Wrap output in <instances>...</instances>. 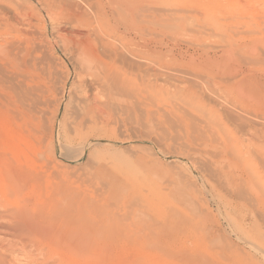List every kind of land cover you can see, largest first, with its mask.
Here are the masks:
<instances>
[{
	"label": "rangeland",
	"instance_id": "rangeland-1",
	"mask_svg": "<svg viewBox=\"0 0 264 264\" xmlns=\"http://www.w3.org/2000/svg\"><path fill=\"white\" fill-rule=\"evenodd\" d=\"M40 1L0 0V61L10 52L16 58L12 69L0 65V163L28 171L21 183L28 187L24 194L16 192L6 176L3 178L0 209L4 208L5 213L0 215V226L2 221H9L5 214L10 208L32 209L41 197H35L30 190L37 192L42 180H48L53 183L52 189L61 187L58 193L63 196L57 194L56 199L65 202L64 208L71 207L77 198L86 205L99 204V212L106 216L101 221L104 232L112 228V223L129 224L121 229L126 233L123 239L100 241L101 257L106 261L101 257L99 261L87 258L83 264H185L172 255L148 248L142 239L147 238L144 230L153 235L159 224L164 222L166 227L174 220L179 231H192L190 239L182 238L176 246L183 254L199 256L205 264H264V142L252 135L257 131L259 137V129L264 132V0H145L158 12L161 7L166 25L176 29L150 25L146 34L144 28L131 27L129 33L112 32L108 25H113L116 9L107 0H88L89 4L65 0L81 1L78 5L85 4L82 10L87 8L88 14L93 10L103 13L90 14V18H99L98 24L95 18L89 20L93 30L67 25L62 16H56L60 10H55L54 4L60 0H45L47 8ZM87 5L97 9L88 10ZM93 24L98 25L97 29ZM71 27L88 31L93 37L107 31L108 37H103L111 41L110 46L120 48L124 44L121 53L114 48L122 56L115 57L113 63L110 55L109 59L108 54H100L127 93L110 91L112 95H108L105 87L99 89L109 82L107 75L89 64L76 45L77 38L72 39L69 33ZM151 31L155 34L150 35ZM165 36L172 39L168 41ZM145 41H162L173 51L192 55H160L158 50H144L141 46ZM9 45L14 47L10 49ZM96 48L102 50L98 43ZM146 60L149 65L157 63L152 68L150 65L152 71ZM141 67L149 71L148 76L143 70L145 75L142 74ZM91 68L93 74L97 71L95 76ZM153 68L155 72L151 73ZM23 74L27 80L20 78ZM92 78L97 79L94 82ZM223 135L228 136L229 142L222 148L218 141ZM36 173L43 174L39 177ZM51 174L57 180H52ZM6 188L13 194L11 198ZM133 200H139L143 207L130 205ZM3 216L8 219L2 220ZM11 239L8 235L0 237V258H7V264H27L23 252L14 247L16 242ZM107 247L110 251H105ZM70 260V264L80 262L72 257Z\"/></svg>",
	"mask_w": 264,
	"mask_h": 264
},
{
	"label": "bare ground",
	"instance_id": "bare-ground-1",
	"mask_svg": "<svg viewBox=\"0 0 264 264\" xmlns=\"http://www.w3.org/2000/svg\"><path fill=\"white\" fill-rule=\"evenodd\" d=\"M40 1V0H39ZM53 1V0H52ZM78 1V0H77ZM84 2H87L88 0H83ZM108 1V5L111 6V7H114V9H116L114 11L115 13V18H114V21H113V25L112 26H109V29L111 27V31L112 32H122V33H125L126 31H130V27L131 28H134L135 29H138L140 28L139 30L143 29L144 28V33L146 34V31H147V27L148 26H155L157 28H164L165 30H171L169 28H173L166 25V21L167 19H165V11H163L160 7V12H158L156 10V8L151 5L148 1H145V0H107ZM164 1V0H163ZM166 1H169V0H166ZM41 2V1H40ZM47 1L43 0L42 3L47 7H49V4L46 3ZM56 2V1H55ZM58 2V1H57ZM93 2V1H92ZM106 2V1H105ZM79 4H81V1L80 2H76V1H63V0H60L58 3L54 4L56 6L55 10L58 9L60 10V14L58 12L59 15L56 14V16H62V21H65L67 25H71V24H78V25H81V26H90V22L89 21L90 19H92L93 17L90 18L91 15H94L97 14L100 16L103 15V13L99 12V11H96V10H93L96 6H93L94 8H92V5L90 7V5H87L89 8L88 10L91 9V11L93 10L94 12H90V14H88V10L86 13L85 10H82L83 7H80ZM88 3V2H87ZM91 3V2H89ZM88 3V4H89ZM95 3V2H94ZM98 3V2H96ZM95 3V4H96ZM101 2H99L100 4ZM53 4V3H52ZM93 4V3H92ZM105 4V3H104ZM94 5V4H93ZM158 5V4H157ZM100 6V5H99ZM160 6V5H159ZM169 6V5H168ZM54 7V6H53ZM86 7V6H85ZM102 7V5H101ZM173 7V6H172ZM100 8V7H99ZM163 8H166L163 6ZM97 9V8H95ZM167 9V8H166ZM48 10V9H47ZM171 10V9H170ZM110 11H112L110 9ZM169 11V10H168ZM172 11V10H171ZM173 11H176L173 10ZM52 12H53V8H52ZM170 12V11H169ZM178 13V11H176ZM188 12V11H187ZM56 13V11L54 12V14ZM109 13V11H108ZM173 13V12H172ZM171 13V14H172ZM185 13V12H184ZM53 14V15H54ZM169 14V13H168ZM176 14V13H175ZM167 15V14H166ZM55 16V15H54ZM107 16V15H106ZM175 16V15H174ZM53 17V16H52ZM97 17V16H96ZM105 17V16H104ZM169 17V16H168ZM167 17V18H168ZM173 17V16H172ZM171 17V18H172ZM55 19V17H53ZM95 18V17H94ZM93 18V20H94ZM112 18V17H111ZM147 18V19H146ZM170 18V20L168 19V21H171L172 19ZM176 18V17H175ZM178 18V17H177ZM176 18V19H177ZM52 19V18H51ZM58 20V18H56ZM55 19V20H56ZM100 19H103L102 17ZM175 19V21H177ZM92 20V21H93ZM105 20V18H104ZM95 21H97V24H98V21H99V18L97 17V19L95 18ZM101 21V20H100ZM174 19H173V22H175ZM30 22V21H29ZM56 22V21H54ZM94 22V21H93ZM103 22V21H102ZM108 22V21H107ZM171 22V24L173 23ZM61 23V22H60ZM96 23V22H95ZM28 24V22L26 23ZM63 24V23H62ZM104 26L105 24L102 23ZM107 24V23H106ZM170 24V25H171ZM25 25V24H24ZM31 25V24H30ZM94 25V24H93ZM92 25V26H93ZM96 25V24H95ZM96 29H97V26H95ZM173 25V24H172ZM29 26V25H28ZM79 26V28L81 27ZM176 26V25H175ZM67 28V26H65ZM69 27V26H68ZM101 28L103 26H100ZM168 27V29H166ZM72 30L69 32L71 35H72V39H73V36L75 37V39L77 38L78 42H76L77 46L79 47V50L84 54L83 56H87L85 58H88L87 60L89 61V64H91L96 70H98V72L100 73L103 72L104 75H107V78H108V83H104L99 89L102 88V90L104 89V92L105 90L109 92L108 95H110V91H117L119 92L118 94H122L124 95V93H127L128 91L124 89V86L123 85H120L119 83V79L116 78L115 76L111 75L112 73V70H111V65L109 63H106V62L103 60L104 57H107L109 58V55L112 57V63H113V59H115V57H121L122 55L120 54L122 52V47L124 46V44L121 43V46L122 47H114L113 46H110L108 43L111 44V41L108 42L107 39H105V37L107 38L108 36H105L107 34V31H105V35L102 34L103 36L99 35V34H96V36L94 35L93 37V32L91 33L92 36H90V32H83V31H78V30H75L74 27H71ZM82 28V27H81ZM85 28V27H83ZM82 28V29H83ZM91 29V27H89ZM101 28L98 27V29L100 30ZM88 29V28H86ZM104 29V28H102ZM101 29V30H102ZM107 29V28H105ZM146 29V30H145ZM84 30V29H83ZM93 30V28L91 29ZM90 30V31H91ZM95 30V29H94ZM150 30V28H149ZM176 30L175 28H173L172 31ZM192 31V30H190ZM5 32V31H4ZM10 32V31H9ZM102 32V31H101ZM133 32V31H132ZM131 32V33H132ZM152 32V31H151ZM194 32V31H193ZM27 33V32H26ZM33 33V32H32ZM31 33V34H32ZM65 33V32H64ZM104 33V32H103ZM111 33V32H110ZM109 33V35H110ZM149 33V32H148ZM158 33V32H157ZM170 33V31H169ZM172 33V32H171ZM174 33V32H173ZM172 33V34H173ZM178 33V31H177ZM3 34V33H2ZM30 34V33H28ZM27 34V35H28ZM34 34V33H33ZM32 34V35H33ZM67 34V33H66ZM65 34V35H66ZM113 34V33H112ZM119 34V33H118ZM136 34V33H135ZM134 34V35H135ZM150 35H154L153 32L152 33H149ZM166 34V32L164 33V35ZM205 34V33H204ZM1 35V34H0ZM6 35V33H5ZM9 35V34H8ZM68 35V34H67ZM120 35V34H119ZM139 35V34H138ZM159 35V34H158ZM162 35V34H161ZM175 35V33L173 34ZM114 36V35H113ZM133 36V34H132ZM142 37L143 34L141 35ZM170 36V34H169ZM218 36V35H217ZM32 37V36H31ZM36 37V36H35ZM34 37V38H35ZM67 37V36H66ZM71 37V36H70ZM90 37H93V40L90 38ZM123 37V36H121ZM157 37V36H155ZM154 37V38H155ZM166 37V36H165ZM164 37V39H165ZM68 38V37H67ZM124 38V37H123ZM150 38V37H149ZM167 38V37H166ZM170 37H168V41L172 39V37L169 39ZM30 39V38H29ZM71 39V38H69ZM71 39V40H72ZM95 39V40H94ZM108 39H112L111 37H109ZM125 39H127L125 37ZM151 39V38H150ZM158 37L155 39L157 40ZM76 40V41H77ZM128 40V39H127ZM130 40V39H129ZM135 40V39H134ZM133 40V41H134ZM149 40V39H147ZM75 41V40H74ZM124 41V40H123ZM132 41V40H131ZM142 41V40H140ZM18 42V41H17ZM115 42V41H114ZM136 42V41H135ZM146 42V41H145ZM171 42V41H170ZM173 42V40H172ZM14 43V42H13ZM13 43H10V44H13ZM98 43V45H100L101 47V51L99 49L96 48V44ZM174 43V42H173ZM185 43V42H184ZM75 44V43H74ZM19 45H21L19 43ZM26 45V48H29V46ZM75 45V46H76ZM112 45V44H111ZM171 45V44H170ZM192 45V44H191ZM223 45V44H222ZM6 46V45H5ZM10 46V45H9ZM8 46V47H9ZM16 46V45H15ZM36 46V45H35ZM173 46V45H172ZM203 46V45H202ZM1 47V46H0ZM14 47V45H13ZM12 47V48H13ZM34 47V46H33ZM99 47V46H98ZM129 47V46H128ZM133 47V45H132ZM144 50H150L151 52H154L155 53V50H158L159 54L160 55H165V53L167 54H170L171 56L173 57H187V56H191L192 54L188 53L187 51H181V50H176V51H173L172 48H168L167 46L163 45V42L162 41H159V42H155V43H151V42H146L144 43L143 46H141ZM174 47V46H173ZM231 47V46H230ZM6 48V47H5ZM11 46H10V49H12ZM62 48V47H61ZM64 48V47H63ZM76 48V47H75ZM114 48H119L120 50L117 51V49L115 50ZM127 48V47H125ZM130 48V47H129ZM135 48V47H134ZM139 48V47H138ZM136 48V51L137 49ZM205 48V47H204ZM4 49V47L2 48ZM18 49V48H17ZM65 50L67 48H64ZM142 49V50H143ZM185 49V48H184ZM5 50V49H4ZM7 50V49H6ZM5 50V52H6ZM33 50V49H32ZM77 50V49H76ZM78 50V51H79ZM98 50L100 52H98ZM125 52L127 50H131V49H124ZM135 50V49H134ZM134 50L133 53H134ZM139 50V49H138ZM175 50V49H174ZM259 50V49H258ZM14 51V50H13ZM19 51V50H17ZM75 51V50H74ZM73 51V52H74ZM120 51V53H119ZM131 51V52H132ZM141 51V50H140ZM119 56H117V53ZM124 52V53H125ZM165 52V53H164ZM104 55L103 59L101 57V54ZM130 53V51L127 53V56L128 54ZM132 53V55H133ZM136 53V52H135ZM139 53V51H138ZM2 54V53H1ZM126 54V53H125ZM131 54V53H130ZM146 54V53H145ZM18 55V53H17ZM121 55V56H120ZM140 55V54H139ZM142 56V55H141ZM146 56V55H145ZM150 56V55H149ZM155 56V55H154ZM158 56V55H157ZM156 56V57H157ZM32 57V56H31ZM110 57V58H111ZM144 56H142L143 58ZM227 57V56H226ZM18 58V56H17ZM34 58V57H33ZM109 58V59H110ZM135 58V57H134ZM148 58V57H147ZM162 58V57H161ZM164 58V57H163ZM224 58V57H223ZM106 59V58H105ZM108 59V60H109ZM118 60V58H116ZM124 60V58H122ZM150 59V58H149ZM16 60L15 58V54L13 52H10V53H7L6 56L3 57V59H1L0 61V65L1 66H9L11 69L13 68V66H11L13 64V62ZM86 60V61H87ZM120 60V59H119ZM153 60V59H152ZM216 60V59H215ZM85 61V62H86ZM110 61V62H111ZM116 61V60H115ZM126 61V60H125ZM141 61V60H140ZM149 61V60H148ZM29 62V61H27ZM85 62L83 65H85ZM117 62V61H116ZM119 62V61H118ZM153 62V61H151ZM17 63V62H16ZM26 63V61H25ZM35 63V62H34ZM83 63V62H82ZM87 63V62H86ZM144 63V62H143ZM146 63H150V62H147L146 60ZM160 63V62H158ZM27 64V63H26ZM133 64V63H132ZM142 64V63H141ZM145 64V63H144ZM154 64V63H153ZM153 64L151 63V68L154 67ZM157 64V63H155ZM154 64V65H155ZM18 65V63H17ZM113 65V64H112ZM125 65V64H124ZM123 65V66H124ZM149 65V64H148ZM150 65H149V68H150ZM0 66V67H1ZM7 66V67H8ZM81 65H79L80 67ZM87 67V65H85ZM84 66V67H85ZM130 66V65H129ZM134 67V64L131 65ZM137 66V64H136ZM238 66V65H237ZM35 67V66H34ZM83 67V69H84ZM127 67V66H126ZM147 67V66H146ZM5 69V67H2ZM21 68V67H20ZM129 68V67H128ZM138 68V67H137ZM142 69L140 71L143 70V67H141ZM151 68L149 70H151ZM10 69V70H11ZM92 69V68H91ZM115 69V68H114ZM130 69V68H129ZM136 69V68H135ZM147 69V68H146ZM153 72L151 73H154L155 72V68H153ZM164 69V68H163ZM35 69H33L34 71ZM87 70V69H85ZM121 70V69H120ZM123 70V69H122ZM134 70V69H133ZM171 70V69H170ZM5 70H3L4 72ZM6 71H8L6 69ZM12 71V70H11ZM20 71V70H19ZM31 71V70H29ZM83 71V70H82ZM89 71V70H88ZM91 71V74H93V69L90 70ZM95 71V70H94ZM126 71V70H125ZM132 71V69H131ZM130 71V72H131ZM137 73V69L135 70ZM139 71V74L141 75V72ZM144 72H146V70H143ZM142 71V72H143ZM157 71V70H156ZM80 72V71H79ZM86 72V71H85ZM128 72V71H127ZM129 75H133L134 73H131ZM135 72V73H136ZM142 73L143 75H145V73ZM149 72V71H148ZM148 72H146L147 76H148ZM159 72V71H158ZM158 72L155 73V75H158ZM6 73V72H5ZM8 73V72H7ZM29 73V72H28ZM97 73V71H96ZM94 73L93 75L95 76ZM124 73V71H123ZM172 73V72H171ZM181 73V72H180ZM236 73V72H235ZM12 74V72L10 73ZM83 74V77H84V72L81 73ZM86 74V73H85ZM102 74V73H101ZM117 74V72H116ZM160 74V73H159ZM177 74V73H176ZM21 76V74H18ZM78 75V74H77ZM87 75V74H86ZM115 75V74H114ZM136 75V74H135ZM134 75V76H135ZM153 75V74H152ZM154 75V76H155ZM173 75V74H172ZM3 76V75H2ZM24 74L22 75V79H26L27 80V76L25 78H23ZM133 76V77H134ZM153 76V78H154ZM160 76V75H159ZM177 76V75H176ZM34 77V75L32 76ZM79 77V75H78ZM81 77V75H80ZM79 77V78H80ZM88 77V76H86ZM118 77L120 78V76L118 75ZM144 77V76H142ZM146 77V76H145ZM149 77H152L149 75ZM156 77V76H155ZM184 77V76H183ZM30 78V76H29ZM91 78V77H90ZM82 79V78H80ZM93 79V78H92ZM97 78L93 79L94 82ZM149 79V78H148ZM151 79V78H150ZM149 79V80H150ZM158 79V77L156 78ZM194 79V78H193ZM29 80V79H28ZM33 80V78H32ZM36 80V79H34ZM78 80V79H77ZM92 80V81H93ZM170 80V79H169ZM189 80V79H188ZM80 80H78L79 82ZM105 81H107V79H105ZM174 81V80H173ZM195 81V80H194ZM30 82V81H29ZM93 82V83H94ZM149 82V81H148ZM147 82V83H148ZM151 82V81H150ZM149 82V83H150ZM152 82H155L153 81L152 79ZM164 82V81H163ZM176 82V81H174ZM179 82V81H178ZM198 82V81H197ZM18 83H20V81H18ZM33 83V82H32ZM97 83V81H96ZM123 83V82H122ZM121 83V84H122ZM164 83H168L167 81H165ZM187 83V82H186ZM26 84V83H25ZM79 84V83H78ZM169 84V83H168ZM263 86H264V82L262 83ZM20 85V84H19ZM18 87H24L22 84V86L20 85ZM96 85V84H95ZM27 86V85H26ZM25 86V87H26ZM30 86V85H29ZM32 86V85H31ZM36 86V84H35ZM79 86H81L79 84ZM98 86V85H97ZM167 86V85H166ZM249 86V85H248ZM251 86V85H250ZM255 86V85H254ZM1 87V86H0ZM33 87V86H32ZM31 87V88H32ZM126 87V86H125ZM162 87V86H161ZM171 87V86H170ZM174 87V85H173ZM2 88V87H1ZM0 88V90H1ZM4 88V87H3ZM163 88V87H162ZM167 88V87H166ZM253 88V87H252ZM22 89V88H21ZM25 89V88H24ZM37 89V88H36ZM35 89V91H37ZM161 89V88H160ZM257 89V88H256ZM264 89V88H263ZM20 90V88H19ZM26 90H30L29 88H27ZM33 90V89H32ZM31 90V92H33ZM190 90V88L188 89ZM4 91V90H3ZM21 91V90H20ZM127 91V92H125ZM198 91V90H197ZM19 92V91H18ZM25 92V90L23 91ZM30 91L25 92L26 94H30L29 93ZM113 92V93H114ZM257 92V91H256ZM24 93V95H25ZM102 93V91H101ZM106 93V92H105ZM206 93V92H205ZM255 93V92H254ZM33 95H36L34 93H31ZM116 94V93H115ZM145 94V93H144ZM257 94V93H256ZM255 94V95H256ZM20 95V94H19ZM32 95V96H33ZM106 97V94H104ZM112 95V94H111ZM122 95V97H123ZM126 95V94H125ZM254 95V96H255ZM27 96V95H26ZM31 96V97H32ZM88 96V95H87ZM138 96V95H137ZM22 97H23V94H22ZM30 95L28 96V99H29ZM35 96H33L34 98ZM111 97V96H109ZM114 97V96H113ZM116 97V95H115ZM121 97V98H122ZM139 97V96H138ZM213 97V96H212ZM24 98V97H23ZM107 98V97H106ZM27 100V98H25ZM95 101V97L93 98ZM109 99V98H108ZM141 99V98H140ZM29 100H32L31 98ZM171 101V100H170ZM258 101V100H257ZM174 102V101H173ZM113 103V102H112ZM111 103V104H112ZM118 104V103H117ZM115 105V104H114ZM120 106V104H119ZM124 106V105H123ZM122 106V107H123ZM175 106V105H174ZM173 107V106H172ZM219 107V106H218ZM114 108V107H113ZM128 108V107H127ZM174 108V107H173ZM175 109V108H174ZM90 110V109H89ZM114 110V109H113ZM177 110V108L175 109ZM88 111V110H87ZM224 112V111H223ZM225 115V114H224ZM96 116V115H95ZM175 117V116H174ZM236 118L237 115L235 116ZM99 118V117H98ZM235 118V119H236ZM97 119V117L95 118ZM243 119V118H242ZM238 121V120H236ZM243 121V120H242ZM241 121V122H242ZM245 121V120H244ZM243 121V122H244ZM247 121H250V120H247ZM240 122V121H239ZM237 122V123H239ZM201 123V122H200ZM252 123V122H251ZM206 124V123H205ZM222 124V123H221ZM243 124V123H242ZM246 124V123H245ZM248 124V123H247ZM216 126V124H214ZM220 125V124H218ZM250 125V124H249ZM196 126V125H195ZM207 126V124L205 125ZM209 126V125H208ZM221 126V125H220ZM245 127V126H244ZM250 127V126H249ZM96 128V127H95ZM208 128V127H207ZM244 129V128H243ZM256 129V128H255ZM246 130V129H245ZM258 130V129H256ZM260 132H259V137L256 135V133H251L253 135V137H256L255 139H262V142H264V132H262V129H259ZM247 132V131H246ZM250 132V131H249ZM249 132H247L248 134H250ZM250 134V135H251ZM247 135V134H245ZM248 136V135H247ZM228 136H225L223 135L218 143L220 144V147L223 148V146L225 145L226 142H229L228 141ZM231 138V137H230ZM232 144H235L234 141L232 138ZM240 141V140H239ZM249 152V151H248ZM250 153V152H249ZM38 158V157H37ZM39 159V158H38ZM40 160V159H39ZM38 161V160H37ZM48 164V163H47ZM46 164V165H47ZM45 167V166H44ZM45 169V168H44ZM0 172H1V175H0V184L2 183L3 181V178L6 176L7 178V182H9V185L15 190L16 189V192H19L21 191L22 193L23 192H26L27 188L28 187H25L23 186L21 183L23 180L26 179V177L28 176L26 172L28 171H23V170H19L18 168H16L15 166L11 165L10 163H5V162H1L0 163ZM47 172V171H46ZM4 173V175H3ZM30 173V172H29ZM37 174V173H36ZM43 174V173H41ZM41 174H37V176L40 177ZM50 175V174H49ZM35 176V175H33ZM52 176V174H51ZM55 177V175H53ZM52 176V180L55 181V179H53L54 177ZM58 177V174L57 176ZM31 178L32 177V173H31ZM30 178V179H31ZM35 178H37L35 176ZM44 178V177H43ZM86 178V177H85ZM84 178V179H85ZM39 179V178H38ZM47 179H51V177L47 178ZM60 180V178H58ZM91 179V178H90ZM51 180V181H52ZM57 180V179H56ZM86 180V179H85ZM85 180H82V181H85ZM92 180V179H91ZM90 180V181H91ZM36 181V180H35ZM40 181H41V178H40ZM67 184V181L64 180ZM81 181V180H80ZM34 182V181H33ZM39 182V181H38ZM61 182V181H60ZM88 181L84 182L87 183ZM51 184V183H50ZM48 180H42L41 184L39 185V187L37 186V192L35 190H32L29 186V189L30 192L29 193H35L34 196H39L41 198H38L40 201H37L33 204V207L32 209H26V208H18L17 206L13 207V208H10L6 213L8 214H5V216L9 215V221L7 220L8 217H2V220L5 218V220L8 221L7 223V227H5V223L7 221H2V225L3 226H0V234H2L1 236L4 237L5 235H8L10 238H12L11 240H15V244L14 247L18 248L19 251L21 250V252H23L24 256L26 257V259L28 260L27 264H70V259L71 257L76 259V260H79V264H83V260H86L87 258H90L91 260H94V261H99V258L101 257V250H100V241H102L103 238H105V240H109V239H120V238H124L126 234L124 230H121L123 228H127L129 227L127 223H124V224H121L120 222H117L116 224L115 223H112V228L113 227H116L118 226V228L116 230H111L112 228H110V230L108 232H104L103 230H101V227H102V223L101 221L104 220V218L106 217L105 215L103 216L100 212H99V208L97 207V205L99 204H88L86 205L87 203L82 200V201H78V196L76 197L77 198V201H75L74 203H71L73 204L71 207H65L63 206V203L61 201H59L58 199H56V195L57 194H60L58 193V190L59 189H52V184L50 185ZM94 184V183H93ZM92 184V185H93ZM126 184V183H125ZM32 185V184H31ZM37 185V184H36ZM89 185V184H88ZM28 186V185H27ZM35 186V184H34ZM67 186V185H66ZM86 186V185H85ZM5 187V186H4ZM69 187V186H67ZM90 187L91 189L93 188L90 184ZM89 187V188H90ZM95 187V186H94ZM19 188V189H18ZM34 188V187H33ZM4 189V188H3ZM73 189V188H72ZM6 190L8 191V189L6 188ZM65 190V189H64ZM78 190V189H77ZM99 190V189H98ZM97 190V192H98ZM5 191V192H7ZM2 192V191H1ZM4 192V193H5ZM10 192V191H8ZM7 192V193H8ZM15 192V193H16ZM70 192V191H69ZM68 192V193H69ZM79 192V191H78ZM84 192V191H83ZM86 192V191H85ZM89 192V191H88ZM87 192V193H88ZM5 193V195L7 194ZM37 193V194H36ZM91 193V192H90ZM2 194V193H0ZM12 193H8V197L13 195H11ZM24 194V193H23ZM27 194V193H25ZM73 194V193H71ZM81 194V193H79ZM77 194V195H79ZM92 194V193H91ZM94 194V193H93ZM28 195V194H27ZM30 195V194H29ZM63 196V194H60ZM69 195V194H68ZM35 196V197H36ZM59 196V195H58ZM57 196V197H58ZM66 200L68 198V196L66 197V195L64 194ZM88 195L86 194V197ZM96 196V195H95ZM75 197V196H73ZM80 197V195H79ZM94 197V196H93ZM97 197V196H96ZM19 198V197H18ZM44 200H43V199ZM98 198V197H97ZM15 199H16V196H15ZM74 199V198H72ZM136 199V198H135ZM2 200V199H1ZM13 200V199H12ZM18 200V199H17ZM27 200H30V198L26 199ZM32 200V199H31ZM64 198L62 201H66ZM99 200V199H98ZM140 200V199H139ZM136 201V200H133L132 202L130 201V205H134V204H137L138 206H140L139 202ZM262 200V199H261ZM22 201V200H21ZM21 201H19V203H21ZM72 201V200H71ZM142 201V200H140ZM1 202V201H0ZM14 202V201H12ZM18 202V201H17ZM29 202V201H28ZM95 202V201H94ZM118 202V201H117ZM257 202V201H256ZM18 203V204H19ZM91 203V202H90ZM93 203V201H92ZM4 204H5V200H4ZM263 204V203H262ZM7 206V205H6ZM12 206V205H11ZM9 206V207H11ZM40 206V207H38ZM137 207V206H136ZM140 207H143L142 205ZM146 207V206H145ZM139 208V207H137ZM2 209V211H1ZM0 209V215H2V212L4 211V208L1 207ZM13 209V210H11ZM145 209V208H143ZM5 212H3L4 214ZM163 213V212H162ZM161 214V217L163 218V214ZM166 213V212H165ZM111 217V216H110ZM1 219V217H0ZM106 221V220H105ZM169 222V221H168ZM1 223V222H0ZM4 223V224H3ZM169 224V225H168ZM165 227V223L162 222L161 224H155V225H158L156 227V230H155V233L152 235V234H149L148 235V232L146 230L143 231L144 233V236L147 237V238H142L144 243H147V247L152 249V250H155V251H161L162 253H165L167 255H172L173 257H176L178 258L180 261H182L183 263L185 264H205L204 262L202 263L200 261V257L199 256H194L193 254L191 255H188V253H184L182 252V250H179V248H177V244L179 243V240L181 241L182 238L185 239H190L191 236H192V231L189 229H184V230H178V228L175 226L177 224V222L174 220V221H170ZM1 225V224H0ZM7 232V234H6ZM4 234V236H3ZM0 236V237H1ZM176 236V237H175ZM2 239V238H1ZM4 240V239H3ZM3 240H0V242H3ZM183 240V241H184ZM125 241V240H124ZM140 241V240H139ZM111 242V241H110ZM125 243V242H124ZM109 244V243H108ZM111 245V243H110ZM114 245V244H113ZM111 247V246H110ZM115 247V246H114ZM117 247V245H116ZM115 247V248H116ZM146 247V248H147ZM11 248H13L11 246ZM10 248V250H11ZM108 248V247H107ZM144 248V250L146 249ZM17 250V249H16ZM14 250V251H16ZM13 251V252H14ZM105 251H110L109 248L108 250L106 249ZM178 252V253H177ZM12 253V252H11ZM4 254V253H3ZM17 255V254H16ZM5 256V255H4ZM2 257V256H1ZM106 258V257H105ZM0 264H7L5 262V260L7 258H0ZM101 259H103V257H101ZM70 260V261H69ZM73 260V259H72ZM106 261V259H103ZM75 261V260H74ZM101 261V260H100ZM208 263H210V261H207ZM9 263V262H8ZM77 263V262H75ZM98 264V263H97ZM211 264V263H210Z\"/></svg>",
	"mask_w": 264,
	"mask_h": 264
}]
</instances>
